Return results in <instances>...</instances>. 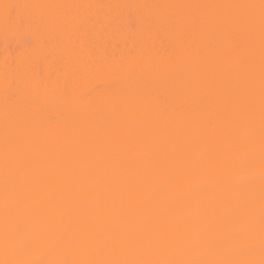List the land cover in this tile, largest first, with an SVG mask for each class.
<instances>
[{"label":"bare ground","instance_id":"bare-ground-1","mask_svg":"<svg viewBox=\"0 0 264 264\" xmlns=\"http://www.w3.org/2000/svg\"><path fill=\"white\" fill-rule=\"evenodd\" d=\"M253 3L0 0V260L6 113L13 220L37 234L25 258L191 259L207 240L221 255L260 259L259 27L250 49L227 20L242 9L160 7ZM5 4L64 7L26 9L40 19L6 30ZM61 234L69 242L38 251Z\"/></svg>","mask_w":264,"mask_h":264},{"label":"snow or ice","instance_id":"snow-or-ice-1","mask_svg":"<svg viewBox=\"0 0 264 264\" xmlns=\"http://www.w3.org/2000/svg\"><path fill=\"white\" fill-rule=\"evenodd\" d=\"M62 5H21V4H5L4 8V25L5 29L19 28L35 24L38 19L27 13L26 9L31 8H62ZM160 7L174 8H191V9H242V15L227 18L228 22L241 27L247 34L249 47L251 49L252 42L255 37L257 25L259 27L260 37V94H259V127H260V144L262 153H264V0H259L258 4H239V5H170ZM220 22L219 17L193 16L192 23L214 25ZM248 77V93L247 102L245 104L244 126L248 133L245 146L250 145L254 139L252 133L256 127V111H255V89H254V67L249 59L247 65ZM120 105H115L114 110H118ZM6 128L4 137L5 147V176H4V224H3V248L5 259L0 260V264H264V173L261 176L260 190V212H259V248L260 259L253 258H236V252L229 250L223 255L219 254L216 248L208 243L207 240L201 242V258L180 259V258H149V259H102V258H86L79 260H55V259H28L27 254L33 251V241L36 239V233L28 229H18L13 220V212L18 207V201L11 196L12 180L9 174V153L12 150L16 137H14L7 127L8 115L6 113ZM262 168H264V155H262ZM254 208V204L249 205ZM254 227V221L252 222ZM62 242H69L66 234L54 236L45 241L40 251L51 250ZM248 250L251 252L255 248L254 243H248ZM145 252L152 254L151 245L145 247ZM99 252L93 249L90 255L98 256Z\"/></svg>","mask_w":264,"mask_h":264}]
</instances>
